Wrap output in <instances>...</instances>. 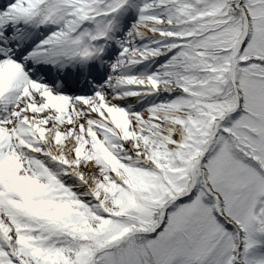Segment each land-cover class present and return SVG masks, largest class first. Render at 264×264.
Returning <instances> with one entry per match:
<instances>
[{
	"label": "snow or ice",
	"instance_id": "1",
	"mask_svg": "<svg viewBox=\"0 0 264 264\" xmlns=\"http://www.w3.org/2000/svg\"><path fill=\"white\" fill-rule=\"evenodd\" d=\"M0 264H264V0H0Z\"/></svg>",
	"mask_w": 264,
	"mask_h": 264
}]
</instances>
